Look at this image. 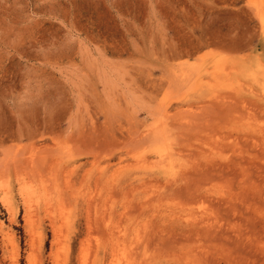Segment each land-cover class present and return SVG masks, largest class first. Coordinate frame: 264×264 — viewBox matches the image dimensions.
<instances>
[{
    "label": "rangeland",
    "instance_id": "obj_1",
    "mask_svg": "<svg viewBox=\"0 0 264 264\" xmlns=\"http://www.w3.org/2000/svg\"><path fill=\"white\" fill-rule=\"evenodd\" d=\"M0 264H264V0H0Z\"/></svg>",
    "mask_w": 264,
    "mask_h": 264
},
{
    "label": "bare ground",
    "instance_id": "obj_2",
    "mask_svg": "<svg viewBox=\"0 0 264 264\" xmlns=\"http://www.w3.org/2000/svg\"><path fill=\"white\" fill-rule=\"evenodd\" d=\"M187 82V81H186ZM183 84V83H182ZM186 84V83H185ZM136 138H134V140H135ZM136 145V144H135ZM132 146V145H131ZM137 147H138V145H137ZM21 157V156H20ZM161 160V159H160Z\"/></svg>",
    "mask_w": 264,
    "mask_h": 264
}]
</instances>
